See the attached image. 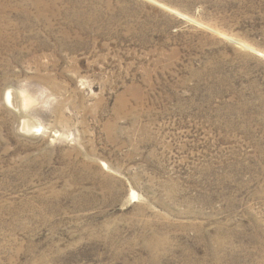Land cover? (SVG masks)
I'll list each match as a JSON object with an SVG mask.
<instances>
[{
    "label": "rangeland",
    "instance_id": "1",
    "mask_svg": "<svg viewBox=\"0 0 264 264\" xmlns=\"http://www.w3.org/2000/svg\"><path fill=\"white\" fill-rule=\"evenodd\" d=\"M0 264H264V0H0Z\"/></svg>",
    "mask_w": 264,
    "mask_h": 264
},
{
    "label": "bare ground",
    "instance_id": "2",
    "mask_svg": "<svg viewBox=\"0 0 264 264\" xmlns=\"http://www.w3.org/2000/svg\"><path fill=\"white\" fill-rule=\"evenodd\" d=\"M44 17V16H43ZM10 100H11V95L9 96Z\"/></svg>",
    "mask_w": 264,
    "mask_h": 264
}]
</instances>
